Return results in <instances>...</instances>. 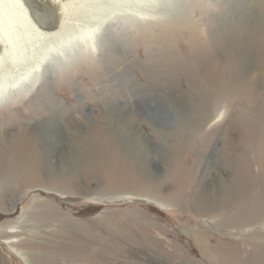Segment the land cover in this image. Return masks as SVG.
Here are the masks:
<instances>
[{
  "label": "rangeland",
  "instance_id": "obj_1",
  "mask_svg": "<svg viewBox=\"0 0 264 264\" xmlns=\"http://www.w3.org/2000/svg\"><path fill=\"white\" fill-rule=\"evenodd\" d=\"M33 1L51 17L46 31L55 30L60 22L62 27L39 42L24 41L20 64L5 72L8 82L20 80L27 64L45 58L21 90L16 89L19 86L0 95V137L23 128L31 134L50 127L65 142L63 130L69 132L67 138L80 145L90 139L88 129L94 125L90 122L103 109L137 108L143 116L131 127L133 133L141 131L142 148L152 151L150 165L157 178H144L130 156L118 183L109 187L105 174L86 167L76 171L75 183L67 169L57 179L36 171L12 184H0V241L9 244L0 243V264H22L11 249L30 264H264V83L249 101L240 100L244 90L228 92L216 118L207 117L202 160L197 146L195 150L189 146L177 163L164 166L161 156H155L159 148L155 127L147 120L155 105L165 102L164 93L195 98L192 81L200 73L197 66L207 77L208 70H223L224 56L216 47L226 40L237 43L229 24L240 13H224L226 2L234 0ZM58 6L62 10L57 26L52 13ZM15 21L12 29L25 27L23 17ZM87 30L92 32L89 38L84 35ZM11 31L0 34L7 48L18 41L14 37V42H5ZM48 45L54 51L47 54ZM235 82L246 85L241 77ZM50 99L58 109L47 113ZM65 142L49 158L55 173L67 165ZM35 150L37 155L45 153L41 145ZM224 154L243 156L242 170L235 177L241 182L235 188L238 205L225 213L211 203L204 214L197 213L191 199L200 182L208 180L203 176L209 161L214 165L207 178L227 185L235 181L223 166Z\"/></svg>",
  "mask_w": 264,
  "mask_h": 264
},
{
  "label": "bare ground",
  "instance_id": "obj_2",
  "mask_svg": "<svg viewBox=\"0 0 264 264\" xmlns=\"http://www.w3.org/2000/svg\"><path fill=\"white\" fill-rule=\"evenodd\" d=\"M137 1L140 2L142 0ZM250 1L252 2V8L248 7ZM21 2L25 3L24 0H8L1 5L2 0H0V28H2L0 34L9 33V31L12 30L13 32L11 31L10 34L6 35L7 40H5V42H14V37L18 40L14 46L11 45L14 48L11 46L7 48L4 42H0L1 96L9 93L12 88L20 86L16 89L21 90L22 83L29 79L33 69H36L35 66H37L39 62L42 63L45 61V58L38 57V60L35 62L33 61L34 63L32 62L25 66V71L22 73V78H20V80L14 79L8 82L4 74L8 69L12 68L13 65L20 64L23 53L26 51L23 42L27 39L39 42L40 39L53 34L56 29L58 30L62 27L59 17L57 18L58 11L62 10L60 6H58V10L56 9V11L52 13L56 18L57 26L60 22L59 26L53 31H46V29L44 30V28L41 27L38 28L32 23L31 18L33 20V15L36 16V14L33 12V15H29V12L26 10V3L25 8L22 6ZM16 6L20 8V12L15 11L17 9ZM44 9L50 13V6L48 7L46 5ZM238 12L240 13L238 15V20L229 24V27H231V33L233 34L232 36L235 37L234 39L237 40V43L231 42L232 40H226L220 42L216 47L217 51H222L224 56L223 70L219 72H210L208 70L206 72V74L208 73L207 77L203 71L204 68L202 69L200 66H197L200 73L196 78H199L202 81L198 82L196 78L192 81V90L195 92L194 99H177L164 93V99H166L165 102L162 104L157 103L155 108L150 111L151 114L147 120L155 127L153 131L154 135H157H155V140L159 145V148H157L158 150L155 151V156L158 154L161 156L164 166L168 163H177L178 158H180L183 150L187 147L194 148L195 150V147L197 146L196 148L201 151V154L199 153L200 155L198 154V156L200 160H202V143L204 139L203 128L206 124L210 123V121L207 123L205 122L207 117L211 115L212 117H210L212 118V121L216 118L220 108L219 105H222V100L228 92L235 91L236 89L244 90L246 93L244 96L240 97V100L249 101V99H252L251 96L256 94V87L259 86V90L261 88L260 84L264 83V4L261 0H234L226 2V10L224 11L225 15L232 16L234 13ZM17 17H19V19H22L23 17L25 20L23 26L25 27H20L16 30L11 27L13 23L16 22L15 20ZM225 25L226 21L222 28ZM26 33H28V38ZM89 33L91 34L92 32L87 30L84 35ZM87 37L89 38L90 36L87 35L86 38ZM20 45L22 48L19 47ZM72 45L70 43L69 47ZM44 49H46L47 54L54 51L51 45L45 46ZM236 64L239 65V68L236 67ZM239 70H242V73L239 72ZM237 77L243 78L246 85H243L242 87L237 85L235 82V78ZM109 99L113 101L115 97ZM107 102L109 101L107 100ZM116 102L117 101H115V103ZM49 103L51 108H47L44 110L45 112L52 113L58 109L55 105L56 103L52 99H50ZM164 104L167 106L166 109L164 106L161 108ZM262 108L264 109L263 105ZM146 115L147 114H145V116ZM138 116H143V112L140 113L137 108L134 111H131L127 107L103 109L96 115V117L93 119L91 118L92 120L90 123L93 122L94 125L91 124L92 126L88 129L89 131L87 130L90 133V139L85 140V138L81 141L80 145L74 143L70 137V139L67 138L70 136L69 132L63 130L64 137L66 138L65 142L62 140V136L50 127H41L37 132L35 131V133L31 134L22 131L24 128L9 135L4 134L0 137V184H12L18 179L21 180L26 176L30 177L33 173H36V171L37 174L47 175V177H54L57 179L61 178L62 173L67 169H69L66 171L67 175L69 174L73 177L74 180L72 181L75 183V180H77L76 171L86 167L94 174H105L107 176L106 178L109 179V182H107L109 187L112 182L115 185L118 183L120 170L126 166L130 156H132L138 164L141 175H143L144 178L148 180H156L157 174L154 172L153 166L150 165L152 151L148 147L142 148L143 142L140 137L141 131L138 132V134L134 132V134L131 127L132 124L134 125V121ZM250 125L251 124H249V127ZM168 129H170V134L166 133ZM197 139L199 141L196 143ZM64 142L69 147V152L64 153L63 155V160L68 166L66 165L65 168L63 167V170L59 173H55L54 168L50 164L49 158L56 150L64 146ZM39 145H41L43 153L45 152L44 154H36L35 149ZM234 156L232 157L230 154H224L222 157L223 166H225L226 170L232 174V177H234L235 180V177L240 175L239 172L242 170L241 165L244 164V162H241L243 156ZM207 164L208 166L203 179H208L209 181L207 180L203 185L201 184L202 181L200 182L191 199V204H195V207L198 209H195L197 210V213L201 212L203 214L207 205L211 203L215 205L214 209H216L217 212L225 211L226 213L233 210L236 205H238L237 196L239 195L235 188L237 185L240 187L241 182L236 179L235 181L232 180L233 182L227 185L224 182L215 181L214 178H207L214 165L211 161ZM215 185H218V188L221 190L218 191V188H216ZM246 210L247 208L245 211ZM207 211H209V209ZM245 211H242L241 214L243 215ZM251 212V210L248 211V213ZM235 214L239 213L235 212ZM7 229L11 230L12 228L7 227ZM7 233L12 235L14 232L10 231L9 233L7 231ZM0 243L9 247V244L4 240L0 241ZM11 252L22 262V264H30L28 260L16 250L11 249ZM219 253H221L219 254L220 256L225 257V260L228 261L230 259L229 256L223 255L221 251H219ZM41 259V262L46 260H43V258Z\"/></svg>",
  "mask_w": 264,
  "mask_h": 264
},
{
  "label": "water",
  "instance_id": "obj_3",
  "mask_svg": "<svg viewBox=\"0 0 264 264\" xmlns=\"http://www.w3.org/2000/svg\"><path fill=\"white\" fill-rule=\"evenodd\" d=\"M28 11L31 15H33V12L36 14L33 15L34 22L41 28L47 29L51 25L50 18L43 12L39 11V9L35 6L33 3V0H24Z\"/></svg>",
  "mask_w": 264,
  "mask_h": 264
}]
</instances>
